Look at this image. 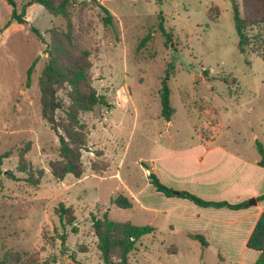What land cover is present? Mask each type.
Listing matches in <instances>:
<instances>
[{"label": "rangeland", "instance_id": "rangeland-1", "mask_svg": "<svg viewBox=\"0 0 264 264\" xmlns=\"http://www.w3.org/2000/svg\"><path fill=\"white\" fill-rule=\"evenodd\" d=\"M15 1L22 7L31 0ZM96 1L71 0L69 18L77 45L91 53L90 79L106 104L80 116L88 130L83 175L57 181L50 164L59 160L60 144L42 117L39 78L48 61L50 32L66 29L67 21L29 7L26 25L14 22L6 28L12 7L0 0V156L9 154L0 175V255L13 251L41 263L103 264L92 222L107 216L157 229L139 243L129 264H254L259 254L246 247L244 234L207 225L211 215L195 210L190 201L166 207V196L150 185L148 175L157 167L166 187L203 199L227 194L220 182L225 174L244 185L247 179L264 193V168L257 165L258 144L264 149V24L249 29L251 45L242 54L231 0ZM236 1L244 16L243 0ZM97 3L110 11L114 26L104 25ZM161 27L172 43L166 45ZM148 35L151 41L138 51ZM36 60L28 86V69ZM168 69L175 109L170 122L161 117L159 95ZM68 90L58 93L64 109L70 104ZM56 117L66 120L62 111ZM210 146L247 164L218 151L210 152L214 162L209 163ZM25 148L26 161L44 171L38 186L17 170ZM6 171L18 180L8 179ZM210 173L213 185L203 180ZM119 195L132 201V209L113 204ZM61 204L72 209V226L61 223ZM162 208L192 219L173 227L174 216L159 214ZM203 228L207 248L189 237Z\"/></svg>", "mask_w": 264, "mask_h": 264}, {"label": "trees", "instance_id": "trees-1", "mask_svg": "<svg viewBox=\"0 0 264 264\" xmlns=\"http://www.w3.org/2000/svg\"><path fill=\"white\" fill-rule=\"evenodd\" d=\"M12 7L10 22L6 25L9 28L11 23L26 25L27 9L35 4L42 6L47 12L56 18H63L67 21L66 29L54 28L51 33V42L47 45L45 54L48 56L42 74L39 78V88L41 94L42 117L55 131L59 139V160L50 164L51 175L57 181H63L67 176H73L80 179L83 175L82 153L87 150L88 130L80 116L92 112L98 105L106 104L105 97L98 95L93 87L89 71L92 68L91 53L88 50L80 48L73 36L72 25L69 18V5L71 0H31L22 7H19L15 0H5ZM97 2L96 0H94ZM234 14V25L239 38L238 49L242 54H246L247 47L251 45V37L248 31L251 27L264 24L263 9L253 8L259 5L264 6V0H243L244 16H242L240 7L236 0H231ZM104 13L103 23L105 26H114L113 16L110 11L97 3ZM33 33L44 42L42 34L32 28ZM163 35L166 37V45L172 43V37L161 27ZM152 39V35L143 38L138 51L144 48ZM264 58V55H263ZM37 60L31 65L27 73V85L31 82V76ZM171 70L166 71L165 77L161 82L159 91L161 101V117L170 122L175 114V109L171 103V89L168 81L171 76ZM68 87L67 97L70 101L68 108L64 109L62 102L58 98L61 89ZM62 111L65 114V121L57 119L56 114ZM258 152L261 160L258 166L264 168V149L258 144ZM28 149L20 152L19 164L17 170L25 174L26 181L32 186H38L44 176L43 170H34L32 165L26 161L25 155ZM9 157V154L0 156V175L4 174L2 169L3 159ZM149 169V168H148ZM8 179L17 181L18 178L12 171H6ZM148 180L157 192L164 194L168 198L178 197L188 200L196 206L202 208H227L230 210H241L246 208L245 203L230 204L226 201L215 202L207 201L188 191H177L166 187L152 171L148 175ZM258 200H264L262 195ZM113 204L120 209H132L133 203L127 197L119 195L113 199ZM61 223L72 226L75 216L71 208L61 204L57 210ZM66 222V223H65ZM92 228L97 238V249L99 251L100 261L103 264H129L130 256L138 249L141 241L156 232L152 226H137L130 222H116L110 220L107 216L103 219H93ZM192 240L201 243L203 248L208 244L203 235L189 234ZM62 247L65 248L66 236L62 235ZM249 250L259 254L254 264H264V211L246 243ZM172 254H176L173 251ZM53 260H56L55 258ZM56 263L55 261L53 262ZM0 264H48L37 259L36 256L20 254L13 251L0 255Z\"/></svg>", "mask_w": 264, "mask_h": 264}, {"label": "crops", "instance_id": "crops-1", "mask_svg": "<svg viewBox=\"0 0 264 264\" xmlns=\"http://www.w3.org/2000/svg\"><path fill=\"white\" fill-rule=\"evenodd\" d=\"M32 11L34 10H39L43 11L45 10L42 6L40 5H33L30 7ZM213 151H218L221 153L224 157L228 156L233 159L234 161H238L239 164L242 165L244 161L240 159L238 156L228 152L222 147H216L214 148L213 146L208 147L206 150L207 156H209L210 152ZM198 160L202 161L203 159L201 157L197 158ZM208 160L210 161L209 163H212L214 161H211L210 156L208 157ZM232 162L231 160H227ZM216 164V163H215ZM244 164H247L246 162ZM224 165V164H223ZM258 165V161H257ZM150 170V169H149ZM156 175L161 177L159 175V170L156 167ZM209 181L210 184H214L213 181L215 179L213 178L212 173H210L208 176H205L203 180ZM204 180V181H205ZM161 181V180H160ZM242 179H236V178H231L229 174H225L224 177L222 178V181H220L223 186L225 187V190L227 194L222 197H217L214 198L212 196L204 197L207 199V201H215V202H221V201H228L230 204H241L245 203L246 208L241 209V210H230L227 208H222V209H215V208H202V207H197L195 204L193 205L195 210H200V212H204L206 215H211L208 218H205L206 224L210 225L212 228L217 226V227H224L228 228L232 231H234L235 234L241 235L244 234V240L245 243H247L258 219L261 213L264 211V206L262 205L264 203V200H258L264 193L259 192V187L257 185H249L247 184V179H244L245 185L243 182H241ZM174 190V189H173ZM179 191V190H177ZM180 191H186V190H180ZM191 193V192H190ZM199 197V196H198ZM201 198V197H200ZM203 199V198H202ZM204 199V200H205ZM250 199H255L256 204L249 206L248 201ZM166 207H171V205L174 204H179L180 206L186 205L188 200L181 199L178 197H173V198H168L166 197ZM167 211V213H164ZM159 214L164 215H173L174 216V222H171L172 226L175 227V225L179 224H185L188 225L190 223V218L188 214H179L178 212H170V210H166L162 208L161 210L158 211ZM224 218H221V217ZM199 218H197L198 220ZM190 229V228H189ZM191 231V230H190ZM208 231V229H207ZM215 231V230H214ZM191 233V232H190ZM198 233L200 235H205L207 232L205 231V228L203 230H199Z\"/></svg>", "mask_w": 264, "mask_h": 264}, {"label": "water", "instance_id": "water-1", "mask_svg": "<svg viewBox=\"0 0 264 264\" xmlns=\"http://www.w3.org/2000/svg\"><path fill=\"white\" fill-rule=\"evenodd\" d=\"M152 171H153L152 169L149 170L150 173H151ZM254 204H256V200H255V199H251V201H249V203H248L249 206H252V205H254Z\"/></svg>", "mask_w": 264, "mask_h": 264}]
</instances>
